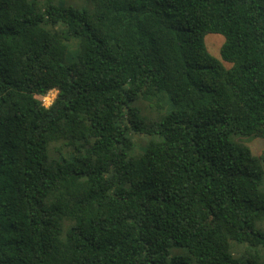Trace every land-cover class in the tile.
Wrapping results in <instances>:
<instances>
[{"label":"trees","instance_id":"obj_1","mask_svg":"<svg viewBox=\"0 0 264 264\" xmlns=\"http://www.w3.org/2000/svg\"><path fill=\"white\" fill-rule=\"evenodd\" d=\"M86 1L0 0V264H264V0Z\"/></svg>","mask_w":264,"mask_h":264},{"label":"rangeland","instance_id":"obj_2","mask_svg":"<svg viewBox=\"0 0 264 264\" xmlns=\"http://www.w3.org/2000/svg\"><path fill=\"white\" fill-rule=\"evenodd\" d=\"M32 1L38 7H42L47 2L50 1V2L55 3V4H62L64 6H69V7H73V8H76V9H85V10H87V9L90 8V4L86 0H32ZM204 41H205V45H206L207 50L209 51V53L212 56H214L215 58L219 59V49H220L221 43L223 42V37L220 36V35L208 34L204 38ZM73 50H74L73 43H69L67 54H66V61L67 62H70L73 59V56H74ZM223 65L225 67H228L229 64L223 63ZM50 92H48L47 95H49ZM43 97L41 98L42 102H43ZM132 105L139 109V115L146 122H155L158 119L159 115H163L165 113H168V112H170L173 109L172 105H171V102L169 101L168 98H163V100H162V109H161L160 113H158V114H155V113L151 112L150 108L147 105V102H145V101L137 100ZM131 137L133 139H135V140H140L141 136H139V135H131ZM143 137H144V139H143L144 141H148L149 139H152V137H150V136H143ZM246 145L250 148L251 152L254 155H257V154L260 153V151H261V149L263 147V140H261V139L250 140V141L246 142ZM141 150H142V146H136L129 152V155H135ZM62 156H63L62 157L63 159H65L67 161H70L69 153H63ZM262 176H263V182H264V173H262ZM263 187H264V185H263ZM258 226H262L261 229L264 230V223L263 224H258ZM233 247H236L238 249L242 248V250H244V248H245L244 245H237V244H233ZM176 249L173 248L172 251H180V252L184 253V248L183 247L176 248ZM236 252H237L236 250H232L233 254H235ZM259 261L264 263V251L260 253ZM191 264H196V263L194 261H192Z\"/></svg>","mask_w":264,"mask_h":264},{"label":"clouds","instance_id":"obj_3","mask_svg":"<svg viewBox=\"0 0 264 264\" xmlns=\"http://www.w3.org/2000/svg\"><path fill=\"white\" fill-rule=\"evenodd\" d=\"M58 96V90H52L49 95L43 97V108L47 111L54 105V102Z\"/></svg>","mask_w":264,"mask_h":264},{"label":"built area","instance_id":"obj_4","mask_svg":"<svg viewBox=\"0 0 264 264\" xmlns=\"http://www.w3.org/2000/svg\"><path fill=\"white\" fill-rule=\"evenodd\" d=\"M47 95V94H46ZM42 104H43V102H42Z\"/></svg>","mask_w":264,"mask_h":264}]
</instances>
